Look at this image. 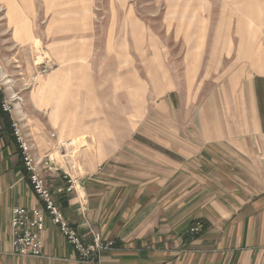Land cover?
<instances>
[{"label": "crops", "instance_id": "1", "mask_svg": "<svg viewBox=\"0 0 264 264\" xmlns=\"http://www.w3.org/2000/svg\"><path fill=\"white\" fill-rule=\"evenodd\" d=\"M6 1L7 51L0 63L19 60L21 80H29L34 75L31 43L44 38L61 65L39 78L40 87L29 96L33 114L27 115L33 122L27 134L33 157H50L52 170L42 168L40 174L68 225L86 244L94 232L113 242L99 264H264V62L256 63L257 73L241 67L223 81L219 103L194 125L197 134L122 140L103 129L107 125L96 115H84L86 104L77 98L98 94L94 86L100 74L92 59L99 35L92 0H43L46 23L37 30L39 13L32 0ZM192 4L185 10L191 12ZM231 48L225 58L233 55ZM93 102L87 110L99 111L100 104ZM43 111H49L45 125L34 116ZM12 119L0 110V264H85L48 216L43 256L10 254L12 209L42 207L13 137ZM50 126L58 129L54 138ZM64 135L75 139L62 155L57 145ZM65 175L76 181L75 188L57 194V188L68 186ZM196 223L207 225L199 236L188 233Z\"/></svg>", "mask_w": 264, "mask_h": 264}, {"label": "rangeland", "instance_id": "2", "mask_svg": "<svg viewBox=\"0 0 264 264\" xmlns=\"http://www.w3.org/2000/svg\"><path fill=\"white\" fill-rule=\"evenodd\" d=\"M31 2L39 13L37 30L46 23L43 0ZM190 2L191 12L184 8ZM92 3L93 22L99 35L92 59L100 74L94 86L98 94L91 100H86L85 95L77 98L86 104L84 115L91 113L89 119L96 115L107 125L103 129L116 133L122 140L128 136L197 134L194 125L209 118L212 106L219 103L221 94L217 88L224 85L223 81L237 68L255 73L256 63L264 62V0H182L180 14L176 13L178 0H92ZM3 4L0 0V57L7 51L3 48L7 36L3 30ZM47 42L41 38L31 43L34 75L29 80H21L24 76L19 60L9 65L0 63L3 92L7 98L15 96L11 103L15 106L12 117L26 133L33 122L27 115L31 112L30 94L40 87L39 78L51 75L61 66L49 54ZM226 43L233 45L229 47L233 55L227 58ZM46 61L51 62V67L41 74ZM69 99L72 102L71 96ZM93 101L100 104L97 112L87 110ZM48 112L34 116L45 125ZM47 130L54 136L59 133L51 126ZM91 133L93 136L96 132ZM67 139L75 138L64 135L60 141ZM153 147L157 148L155 144ZM73 152L77 155L79 149Z\"/></svg>", "mask_w": 264, "mask_h": 264}, {"label": "built area", "instance_id": "3", "mask_svg": "<svg viewBox=\"0 0 264 264\" xmlns=\"http://www.w3.org/2000/svg\"><path fill=\"white\" fill-rule=\"evenodd\" d=\"M51 67V62L46 61L42 65L41 74L46 73ZM3 87L0 84V94H3ZM14 97L0 98V110L12 117L15 106L12 105ZM11 129L13 137L21 152L22 162L29 174V181L36 197L41 201L42 207L26 209L24 207H14L11 211V231H10V254L19 257L41 258L43 256V231L46 216L50 218L59 234L77 255V260L85 264H99L104 253L113 250V242L103 239L99 232L92 234L91 243H84L83 238L71 228L65 220L59 207L56 205L53 195L45 185L40 170H52L50 157L37 160L32 155L33 145L30 137L23 131L18 120L12 119ZM54 138V135H52ZM73 147V141L66 140L58 143V151L63 155L67 149ZM67 178V188H57L56 193L70 192L75 188V180L69 175ZM201 232V224L196 223L190 227L188 233L195 236Z\"/></svg>", "mask_w": 264, "mask_h": 264}, {"label": "trees", "instance_id": "4", "mask_svg": "<svg viewBox=\"0 0 264 264\" xmlns=\"http://www.w3.org/2000/svg\"><path fill=\"white\" fill-rule=\"evenodd\" d=\"M207 228V225L205 224H201V232L200 234Z\"/></svg>", "mask_w": 264, "mask_h": 264}, {"label": "bare ground", "instance_id": "5", "mask_svg": "<svg viewBox=\"0 0 264 264\" xmlns=\"http://www.w3.org/2000/svg\"><path fill=\"white\" fill-rule=\"evenodd\" d=\"M77 141V140H76ZM67 153V152H66ZM68 153H69V150H68Z\"/></svg>", "mask_w": 264, "mask_h": 264}]
</instances>
